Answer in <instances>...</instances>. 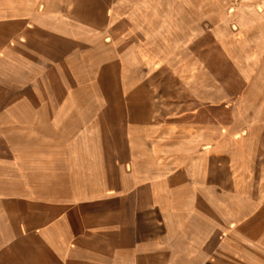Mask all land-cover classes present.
I'll return each mask as SVG.
<instances>
[{
	"label": "crops",
	"instance_id": "1",
	"mask_svg": "<svg viewBox=\"0 0 264 264\" xmlns=\"http://www.w3.org/2000/svg\"><path fill=\"white\" fill-rule=\"evenodd\" d=\"M209 8L264 58V0H0V264H264V92L144 78Z\"/></svg>",
	"mask_w": 264,
	"mask_h": 264
},
{
	"label": "rangeland",
	"instance_id": "2",
	"mask_svg": "<svg viewBox=\"0 0 264 264\" xmlns=\"http://www.w3.org/2000/svg\"><path fill=\"white\" fill-rule=\"evenodd\" d=\"M229 10L209 8L207 24L203 21L190 23L192 39L178 45L173 52L175 55L168 56L167 40L145 43V49L158 50L157 57L145 56L143 60L150 69L144 73L145 81H159V88L154 90V95L161 99V114L164 110H173L174 107L182 108L179 103L183 101L199 98L197 92L200 89L194 88L193 82L202 81L207 84L208 98L205 102L209 116L217 115L220 110L216 107L226 103L225 101L231 102L230 99L243 96L250 81L254 82L253 86L258 95L264 92V72L261 68L264 58L232 54L231 23L226 18ZM203 28L204 33L203 30L200 31ZM158 36L166 35L160 32ZM170 104L172 105L169 106ZM177 104L179 105L176 106Z\"/></svg>",
	"mask_w": 264,
	"mask_h": 264
}]
</instances>
